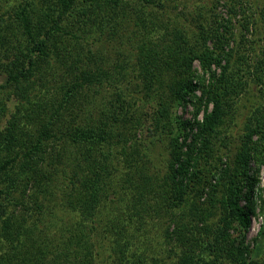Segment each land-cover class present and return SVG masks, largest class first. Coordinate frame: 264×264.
<instances>
[{"label":"trees","instance_id":"trees-1","mask_svg":"<svg viewBox=\"0 0 264 264\" xmlns=\"http://www.w3.org/2000/svg\"><path fill=\"white\" fill-rule=\"evenodd\" d=\"M173 1L0 0V75L6 79L0 85V264H158L138 232L160 213L175 226L172 232V225L166 227L168 241H175L168 251L183 247L170 258L173 264H192L196 249L213 252L216 262L223 248L213 242L221 233L207 226L206 216L220 202L217 194L225 189L222 204L249 219L251 210L244 211L240 201L247 183L252 188L256 182L249 166L254 154L262 155L264 118L245 134L235 171H219L211 189L202 170H190L208 157L245 78L264 80V31L261 52L251 63L245 54L251 41L258 42L251 30L253 36L264 30V6L247 15L243 0H225L229 20L200 22L191 39L157 23L156 9ZM238 16L246 35L236 51L229 50ZM155 32L161 34L153 43ZM196 60L205 71L221 69L219 75L211 72L208 85L202 83L213 109L187 154L180 137L189 125L173 121L170 104L162 109L172 138L167 174L159 183L158 174L148 175L152 154L138 137L142 120L124 85L140 75L153 84L157 72L168 73L170 103H182L195 90ZM244 66L251 74H242ZM176 209H186L189 221L183 212L177 217Z\"/></svg>","mask_w":264,"mask_h":264},{"label":"rangeland","instance_id":"rangeland-1","mask_svg":"<svg viewBox=\"0 0 264 264\" xmlns=\"http://www.w3.org/2000/svg\"><path fill=\"white\" fill-rule=\"evenodd\" d=\"M241 2L245 5L247 15L258 13L261 7L264 6V0H243ZM225 5V0H221L219 4L215 0L163 2V4L159 5L162 8L156 9L157 19H159L157 23L159 25L164 23L166 30L170 31V33H174V29L177 27L187 37L193 39L199 31L198 24L200 22L209 21L212 24L217 18L229 20L230 5ZM256 16L258 17L257 22L259 21L258 24H261L260 15L257 14ZM238 21H242L240 16L233 18L232 22L235 26L234 33L236 36L230 42L229 50L234 49L236 51L237 44L240 42L242 35L243 37L246 35V32L241 30ZM252 31L253 29L250 34L252 40L256 39L258 42L254 44L251 41V44H249L245 51V54L249 55L248 59L250 63L252 62V58L261 52L263 48L261 39L263 38L264 30L263 28H259L256 36H253ZM126 34L132 37V34L136 33L129 31ZM160 34L158 32L152 33L150 37H152L153 43H156V38ZM136 41L138 42V40ZM120 49L123 50L122 48ZM192 71L195 90L190 95H187L185 100L179 104L170 103V89L173 85V78L168 73L157 72L160 76L153 84L149 78H146L148 75L145 73L146 76L140 75L138 78L133 79V83H126L124 85L127 94L125 96L129 99L133 98V107L139 113L142 120L138 137L143 141V149L150 151L152 154V163L151 165L149 164L150 171L148 175L155 176L158 174L159 183L164 181L167 174L170 153L169 144L172 138V135L168 134L170 128L166 124L167 120L165 121L160 117L163 112L162 109L170 104L168 110L172 118H174L173 121L185 122L189 125L184 135L180 137V143H185L183 145L185 154L191 152L188 146L193 142L194 136L198 132L199 125L203 123L205 115L213 109V104L211 102L207 103L206 97L203 95L202 83L208 85L212 81L211 72L219 75L221 69L214 66L212 71H205L201 63L196 60L193 63ZM242 72V74L244 72L251 74L246 66H244ZM142 73L144 74V72ZM245 79L247 80L245 89L241 91L233 106L227 109L224 124L212 140L208 157L201 156L198 161L193 159V162L197 161V166L194 168V162L190 173L193 174L198 170H202L203 172L199 175L202 179L209 182L208 187L210 189V185L218 184L220 180L219 171L223 172L225 169L229 173L235 171L237 157L241 153L242 140H244L245 134L248 132L249 127L256 123L257 119L264 118L261 116L264 110V80L263 82H259L255 78ZM5 81L4 76L0 75V85H3ZM110 90L112 91V89ZM106 110L108 111V107H106ZM165 124L166 127H163ZM188 133L189 136L186 138L185 134ZM258 140L259 136H255L253 139L254 142ZM116 145L118 147L122 146L121 142L117 140ZM260 149L262 155L258 156L254 154L249 166V175L251 179L256 180L255 185L250 188L247 183L243 189V197L240 201V207L244 211L247 210V207L251 210L249 219L241 211L235 209L227 210L221 202L223 201L225 189H223V192H219L216 199L220 202H213L215 203V208L206 216V224L212 230L221 233L218 241H214L213 244L223 248L222 255L215 262L216 257H214L213 252L206 249H196L192 264H264V139L261 142ZM114 150L116 151V148ZM186 197L190 202L193 201L195 192L188 191ZM153 199L156 201L155 197ZM204 200L205 198L202 199V202ZM185 210L179 212L176 209L174 213L177 217H180V213L183 212L182 216L188 222L190 218L187 216ZM155 215H152L153 219L147 218L148 222L139 226L140 231L138 232V236L144 239L141 245L146 250L147 255L154 254L158 258L156 263L173 264L172 260L176 256H179L183 249L180 246L173 253L168 251L175 244V241L171 243L166 237V227L172 225L171 219L173 218L161 213V217ZM170 231H175L174 225L171 226ZM223 233L225 235H222Z\"/></svg>","mask_w":264,"mask_h":264}]
</instances>
